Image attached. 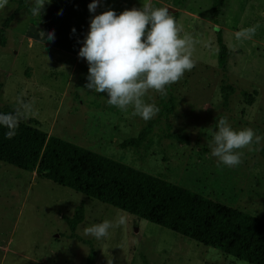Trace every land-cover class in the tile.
Instances as JSON below:
<instances>
[{
    "label": "rangeland",
    "instance_id": "rangeland-1",
    "mask_svg": "<svg viewBox=\"0 0 264 264\" xmlns=\"http://www.w3.org/2000/svg\"><path fill=\"white\" fill-rule=\"evenodd\" d=\"M16 1L0 9V29L13 14L0 44V113L15 110L23 92L22 99L33 102L31 117L21 119L30 126L264 219L259 150H243L242 164L231 168L212 155L221 117L233 130L250 128L264 136V0H225L217 14L211 0H101L95 12L88 7L93 0H45L40 19L30 11L34 0H25L19 10ZM143 4L173 9L181 35L192 40L195 61L179 82L167 86L166 96L149 90L143 97L160 109L148 121L131 106L109 105L106 93L88 90V63L79 57L95 15L108 10L119 15ZM257 23L252 39L236 38ZM48 32L54 40L47 39ZM218 36L227 49L223 68L216 59ZM168 97L173 105L164 111ZM147 123L150 132L138 147L120 146ZM174 132L187 140L168 135ZM253 147H264V140ZM78 205L83 220L72 236L63 216ZM120 216L125 224L110 229L107 238L84 234L85 227ZM90 249L92 264H249L0 161V264H87Z\"/></svg>",
    "mask_w": 264,
    "mask_h": 264
},
{
    "label": "trees",
    "instance_id": "trees-1",
    "mask_svg": "<svg viewBox=\"0 0 264 264\" xmlns=\"http://www.w3.org/2000/svg\"><path fill=\"white\" fill-rule=\"evenodd\" d=\"M223 1L211 0L213 14L218 13ZM16 5L18 10L25 8V0H17ZM173 16L176 17L175 13ZM12 17L13 14H10L4 19L2 29ZM2 29L0 44H3ZM216 41L217 64L223 68L227 49L220 36ZM223 89L226 91L230 87L225 86ZM172 105V97H168L162 109L170 110ZM14 111L9 109L2 113ZM6 131L0 125L1 162L34 172L38 177L114 206L236 259L249 264H264V219L47 134L30 126L27 120L20 121L16 135L11 139L6 138ZM149 132L150 123H147L136 136L123 140L120 146L136 148ZM168 135L180 142L187 140L184 134L174 132ZM259 154L264 158V147L259 148ZM83 213L82 205H78L70 216H63L72 236L76 225L83 220ZM93 256L94 251L90 249L87 264L93 263Z\"/></svg>",
    "mask_w": 264,
    "mask_h": 264
},
{
    "label": "clouds",
    "instance_id": "clouds-1",
    "mask_svg": "<svg viewBox=\"0 0 264 264\" xmlns=\"http://www.w3.org/2000/svg\"><path fill=\"white\" fill-rule=\"evenodd\" d=\"M51 0H48L47 4ZM101 0H93L89 11L95 12ZM8 0H0L4 9ZM45 0H34L30 11L41 17ZM260 24L257 23L236 34L239 39H252ZM75 32V29H73ZM183 26L178 24L167 7L154 8L143 4L140 9L125 10L119 15L113 10L95 15L90 22L79 57L88 63L87 84L85 87L96 93H106L107 102L120 110L133 108L134 114L148 121L159 113V107L147 104L143 97L149 90L166 96L168 87L179 82L186 72L195 67L192 58V40L183 36ZM44 40L45 32H39ZM48 40H54V32L47 33ZM23 92L17 97V107L12 113H0V125L7 131L6 138L16 135L21 119L33 114V102H25ZM218 131L214 133L212 155L227 167H237L243 162V150H259L264 136L252 129L233 130L226 117L216 122ZM126 222L120 216L115 221L104 220L83 229L86 236L97 240L107 238L109 230Z\"/></svg>",
    "mask_w": 264,
    "mask_h": 264
},
{
    "label": "water",
    "instance_id": "water-1",
    "mask_svg": "<svg viewBox=\"0 0 264 264\" xmlns=\"http://www.w3.org/2000/svg\"><path fill=\"white\" fill-rule=\"evenodd\" d=\"M164 7H167V6H164ZM167 8H169V7H167ZM170 10L173 11V9L169 8V11H170Z\"/></svg>",
    "mask_w": 264,
    "mask_h": 264
}]
</instances>
